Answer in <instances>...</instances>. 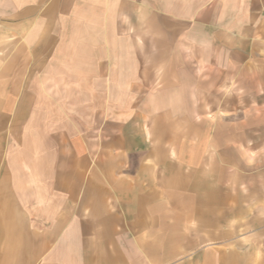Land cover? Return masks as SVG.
<instances>
[{
    "label": "crops",
    "instance_id": "0c3cea01",
    "mask_svg": "<svg viewBox=\"0 0 264 264\" xmlns=\"http://www.w3.org/2000/svg\"><path fill=\"white\" fill-rule=\"evenodd\" d=\"M0 264H264V0H0Z\"/></svg>",
    "mask_w": 264,
    "mask_h": 264
}]
</instances>
